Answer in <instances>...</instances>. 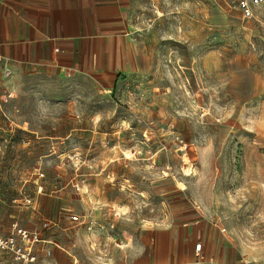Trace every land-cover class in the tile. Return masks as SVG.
<instances>
[{
	"label": "rangeland",
	"instance_id": "rangeland-1",
	"mask_svg": "<svg viewBox=\"0 0 264 264\" xmlns=\"http://www.w3.org/2000/svg\"><path fill=\"white\" fill-rule=\"evenodd\" d=\"M129 2L135 68L1 72L2 234L53 239L40 264H130L166 229V264H264V29L236 0Z\"/></svg>",
	"mask_w": 264,
	"mask_h": 264
},
{
	"label": "crops",
	"instance_id": "crops-1",
	"mask_svg": "<svg viewBox=\"0 0 264 264\" xmlns=\"http://www.w3.org/2000/svg\"><path fill=\"white\" fill-rule=\"evenodd\" d=\"M129 3V0H0V82L5 62L13 69L54 66L68 73L78 68V61L83 63L89 52H93L94 60H99L94 70L101 75L112 76L135 68L130 65L132 42L124 37L128 31ZM158 235L157 248L151 245L138 253L136 243L130 246V264H166L180 258L185 251L180 233L173 232L172 239L168 229ZM47 240L55 243L53 239ZM190 246L194 251L192 243Z\"/></svg>",
	"mask_w": 264,
	"mask_h": 264
},
{
	"label": "built area",
	"instance_id": "built-area-1",
	"mask_svg": "<svg viewBox=\"0 0 264 264\" xmlns=\"http://www.w3.org/2000/svg\"><path fill=\"white\" fill-rule=\"evenodd\" d=\"M236 8L240 11L244 19H252L258 22L264 29V0H236ZM5 76L12 73V68L5 62L3 66ZM42 189V186H39ZM30 203L31 200L27 199ZM80 216L77 214L70 215L73 222H79ZM56 225L55 222H43V228H49ZM14 233L11 236H4L0 229V251L8 250L14 253L15 258L22 264H37L40 260L38 251L41 250L43 256L50 257L52 250L48 246L51 241L43 239L39 230H29L26 228L14 226ZM201 243H197L196 251L201 249ZM39 249V250H38ZM46 264V263H44Z\"/></svg>",
	"mask_w": 264,
	"mask_h": 264
},
{
	"label": "bare ground",
	"instance_id": "bare-ground-1",
	"mask_svg": "<svg viewBox=\"0 0 264 264\" xmlns=\"http://www.w3.org/2000/svg\"><path fill=\"white\" fill-rule=\"evenodd\" d=\"M177 180V179H176ZM180 183V181H177V184H179ZM126 211H124L123 213H125Z\"/></svg>",
	"mask_w": 264,
	"mask_h": 264
}]
</instances>
